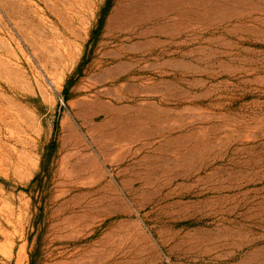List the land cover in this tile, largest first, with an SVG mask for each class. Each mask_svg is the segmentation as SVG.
Here are the masks:
<instances>
[{
    "label": "rangeland",
    "instance_id": "1",
    "mask_svg": "<svg viewBox=\"0 0 264 264\" xmlns=\"http://www.w3.org/2000/svg\"><path fill=\"white\" fill-rule=\"evenodd\" d=\"M0 264H264V0H0Z\"/></svg>",
    "mask_w": 264,
    "mask_h": 264
},
{
    "label": "trees",
    "instance_id": "2",
    "mask_svg": "<svg viewBox=\"0 0 264 264\" xmlns=\"http://www.w3.org/2000/svg\"><path fill=\"white\" fill-rule=\"evenodd\" d=\"M107 6H108V3H107L106 6L103 7L102 12H101L102 15H105V11H106ZM101 22H102V21H100L99 26H98L96 29L93 30V32H92V36L95 35V34H97V32L100 30V28H101ZM79 68H80V67H79ZM52 146H55V143H54V142H52V143L50 144V147H52ZM48 162H49V154L47 155V157H45V158L43 159L42 166H41L42 170H45V169H46V166H47ZM36 179H37V178H35L32 182L34 183V182L36 181Z\"/></svg>",
    "mask_w": 264,
    "mask_h": 264
}]
</instances>
